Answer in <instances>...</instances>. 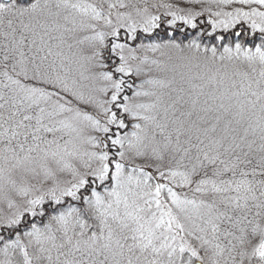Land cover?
<instances>
[{
    "label": "snow or ice",
    "instance_id": "1",
    "mask_svg": "<svg viewBox=\"0 0 264 264\" xmlns=\"http://www.w3.org/2000/svg\"><path fill=\"white\" fill-rule=\"evenodd\" d=\"M0 264H264V0H0Z\"/></svg>",
    "mask_w": 264,
    "mask_h": 264
}]
</instances>
